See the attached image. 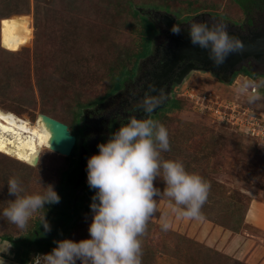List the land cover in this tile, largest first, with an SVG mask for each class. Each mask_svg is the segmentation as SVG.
<instances>
[{
    "label": "rangeland",
    "instance_id": "rangeland-1",
    "mask_svg": "<svg viewBox=\"0 0 264 264\" xmlns=\"http://www.w3.org/2000/svg\"><path fill=\"white\" fill-rule=\"evenodd\" d=\"M182 1L165 0L169 10L167 13L172 16L201 13L203 19L209 24L213 23V19L208 14L218 16V19L223 20L226 18L224 15L231 19L241 17L237 7L229 0H189L193 3L191 7ZM208 2H215L218 7L214 11L203 7V4ZM57 10L58 8L55 11ZM138 10L140 11L141 8ZM147 10L150 11V9ZM155 11L165 12L163 9ZM60 17L49 11L39 22L36 31L32 26L31 13L11 15L0 19V46L10 51L22 48L21 51L8 57L6 66H14L17 69L21 63L26 61L28 70L27 75L16 78L11 89H0V109L32 122L40 113L41 106V99L34 86L35 80L38 77L46 76L55 68L54 61L59 60V52H69L76 46V48L84 50L83 56L86 58L91 59L95 53L97 56H94L100 61L98 64L100 72L97 74L100 77L102 65H104L102 63L107 52L106 44L109 40V37H106L107 31L111 28L117 29L120 36L119 41L125 47H133L135 40L138 39L137 18L125 14L121 18L109 17L110 20H105V15L97 12L94 8L93 15L86 20V28L76 37L71 36L75 39L69 37L68 43L65 44L66 33L64 31L69 29V25H67L69 16L62 15ZM18 19L30 21L31 36L21 41L8 42L3 38V31L8 23ZM108 22L109 24L112 22L113 27ZM72 43L75 44L73 47ZM76 48L75 53H77ZM51 55L52 57L49 58ZM44 66L45 71L43 69L38 73L39 69ZM95 67L97 68L96 64L91 69ZM81 70L82 75L69 88L68 94L75 93L83 101L103 95L106 92L105 82L100 80L96 83L87 70L84 72L83 69ZM254 77L253 80H262L261 76ZM58 79L62 80L59 77ZM238 80H242V75H236L233 82L229 84L218 80L209 73L193 71L182 80L178 87L182 92L192 89L196 92L212 94V96L215 94L214 96L219 98L218 105L228 106L225 111L226 117H223L224 113L216 114L209 109L200 111L193 102L182 95L177 96L180 102L179 109L167 110L160 116L159 121L169 131L171 148L169 152L162 153L164 158L181 160L189 172H195L204 177L210 183L211 188L208 201L202 209L204 219H177L172 215V228L167 232L161 231L159 217L161 213L168 211V205L166 200L159 201L160 212L150 220L147 233L144 236L145 243L154 252H151L152 256H160L155 262L157 264H235L231 261L233 257L231 258L224 253L223 249L218 248V228L228 231L230 234L259 235L254 227L245 223L246 213H249L248 209L251 204L253 213H256L255 217L252 215L251 218H255L259 224H264V140L250 136L246 128L239 126L235 119L230 117V115L236 116L229 109V106L233 107L234 105L241 108L239 111L248 108L258 115L257 118H261L259 116L264 115V101L248 104L244 97L238 96L234 91ZM0 82H3L0 84V88L5 85L8 88L11 84L10 80L1 74ZM29 86L30 91H33L31 97L34 106L27 103L28 99L17 98L25 90L28 93ZM259 92L264 96V87L260 88ZM26 98L29 97L26 95ZM63 105L64 102H58L55 106L59 110L58 112L61 111L56 116L58 118L55 119L68 125L72 121L68 110L63 108ZM69 130L75 132L74 129L69 128ZM37 157H39L40 179L37 186L35 184L32 185L33 187L31 186V193L42 192V185L52 184L55 186L58 178H61L62 172L68 167L67 159L64 156L48 148L40 149ZM155 186L162 191L165 185L158 178ZM243 196H247L250 201L247 202ZM244 210H246L245 213H243ZM241 218V225H237ZM237 226L240 227L237 231H233ZM83 236L88 238L89 234L85 233ZM77 238L72 240L78 241ZM2 242L0 241V243ZM0 256H3L5 260L12 261L9 251L7 254L0 253ZM6 264L8 263L6 262ZM240 264L247 263L240 261Z\"/></svg>",
    "mask_w": 264,
    "mask_h": 264
},
{
    "label": "clouds",
    "instance_id": "clouds-1",
    "mask_svg": "<svg viewBox=\"0 0 264 264\" xmlns=\"http://www.w3.org/2000/svg\"><path fill=\"white\" fill-rule=\"evenodd\" d=\"M170 31L179 35L181 26L173 25ZM187 31L190 43L207 50L208 58L217 67L244 47L222 21H192ZM262 87L264 79L244 77L236 82L234 91L248 104H254L264 101L259 92ZM165 99L162 90L149 85L133 109L143 115L127 116V122L112 132L106 142L99 143L98 153L88 158L87 183L95 193L89 206V237L57 240L50 252L34 255L30 264H143L142 238L150 220L160 212V200H166L168 205V211L159 217L161 231L172 228V215L177 219H204L202 209L208 201L210 183L189 172L181 160L165 159L162 155L171 150L169 131L152 115ZM30 166L38 168L39 157ZM158 178L165 185L162 191L155 186ZM42 186V192L30 194L19 177H10L8 194L15 198L7 201L0 219L23 232L38 215L45 233L50 232L45 206L58 204L61 198L52 184ZM11 247L10 241H3L0 253L7 254ZM0 264H6L3 256Z\"/></svg>",
    "mask_w": 264,
    "mask_h": 264
},
{
    "label": "trees",
    "instance_id": "trees-1",
    "mask_svg": "<svg viewBox=\"0 0 264 264\" xmlns=\"http://www.w3.org/2000/svg\"><path fill=\"white\" fill-rule=\"evenodd\" d=\"M229 1L237 7L241 16L239 19H231L224 15V17H226L224 19L230 22L240 21L247 13L256 14L264 11V0ZM182 2H186L188 7H191L193 4L189 0H183ZM203 7H207V9L214 11L218 7V4L215 2H208L203 4ZM56 8H58L57 11H55ZM94 8L97 12H101L105 15V20H110L109 17L121 18L125 14L137 18V24L139 26L138 39L135 40L133 47H125L119 41L120 36L118 30L109 29L106 34V37H109L108 43L106 44L107 52L104 59L105 61L103 60L102 63L104 65H102L103 68L100 77L97 75L98 72H100L98 69L100 61L94 56L96 54L93 53L91 59L86 58L83 56L84 50H80L74 46L69 52H59V60H56V62L54 61L55 68H52L53 70L46 76L38 77L35 80L34 86L41 99L40 113L58 118L56 116L61 111L58 112L59 110H57L55 106H57L58 102H64L63 108L68 110L72 121L70 124L67 123L68 129H76L78 121L82 119V111L84 108L92 107L104 100L106 96L119 90L122 82L134 74L138 61L151 51L154 37L158 33L157 27L151 20V17L146 13L149 11L147 9L154 11L163 9L165 12H169L168 5L165 3V0H0V19L11 15L31 13L33 18L32 26L35 31L41 19H43L49 11L54 15L58 14L59 17L62 15L69 16V23H67L69 29L64 31V33H66L64 37L65 44L68 43L67 39L69 37L72 35L76 37L79 32L86 28V20L93 15ZM138 8H141V10L139 11ZM109 25L113 27L112 22H110ZM73 44L74 43H72V47ZM75 48L77 53L74 52ZM21 49L22 48L16 51H10L0 46V74L3 75L4 78L9 79L11 83L8 88L5 85L0 89H11L15 84L16 78L28 74L26 61L21 63L17 69H15L14 66L7 67L5 64L9 59L8 57L21 51ZM51 57L52 55L49 58ZM93 64L97 65V68H94L95 70L91 69V67L94 66ZM47 66L49 67V65ZM43 69L45 71V66L41 67L38 73ZM81 69H83V72L87 70L96 83L100 80L105 82L106 92L103 95H98L83 101L75 93L68 94L69 88L73 83L78 81L82 75ZM238 73L244 74L252 80L255 78L250 70L241 68L232 74L231 80L228 82L229 84L233 82ZM58 77L62 80H59ZM0 84H3V82H0ZM180 90L181 89L177 87V96H181ZM56 93L60 95L58 96ZM26 95L29 98H26ZM31 96H33V91H30L29 86V92L27 93L25 90L18 95L17 98L21 100L28 99L27 103L34 106ZM179 107L180 102L176 97L169 105L168 110L179 109ZM164 113L165 111L159 112L154 119L160 120V116ZM72 133L75 134V132ZM254 157H256V155H254ZM64 158L67 159V166H69L70 156H64ZM68 172L69 169H65L61 174V178H58L54 186L61 198L60 202L58 204L45 206L46 209L44 211H46V220L51 227L50 232L45 233L44 227L38 216L29 221L27 230L23 232L18 230L15 225L9 223L7 220L0 219V241L11 242L12 247L9 249V253L11 255V260L15 263L30 264L35 254L50 252L52 248L56 246L54 243L55 241L65 238L73 239L75 237L81 240L85 239L83 234H89L88 226L91 222L92 215L89 206L92 202L91 198L95 193L87 189L88 187H85L83 192L77 197H75L73 193L68 194L66 192L68 187L64 186L63 181ZM13 176L19 177L27 192L31 194L30 188L32 189L33 184L37 186L40 179V171L38 168H33L26 163H22L10 156L0 153V211L7 206L8 200L15 198L8 194L7 189L8 179ZM71 182L73 183V180ZM243 197H245L247 202L250 201L247 196ZM245 211L246 210H244L243 213H245ZM241 221L242 218L239 219L237 225H241ZM239 227L240 226H237L235 230H232L237 231ZM142 240L143 264H157L155 262L158 261L160 256H152L151 252H154L145 243L144 237ZM231 261L235 264H240V261L237 259L232 258Z\"/></svg>",
    "mask_w": 264,
    "mask_h": 264
},
{
    "label": "flooded vegetation",
    "instance_id": "flooded-vegetation-1",
    "mask_svg": "<svg viewBox=\"0 0 264 264\" xmlns=\"http://www.w3.org/2000/svg\"><path fill=\"white\" fill-rule=\"evenodd\" d=\"M154 12L152 10L146 12L151 17L158 32L154 37L151 51L138 61L134 74L122 82L119 90L106 96L104 100L92 107L84 108L82 119L78 121L75 134L70 132L75 137V142L69 154L70 163L67 168L69 172L63 179L64 186L68 187L66 191L68 194L73 193L77 197L85 187L92 190L87 183L88 158L98 153L97 145L99 143L106 142L112 132L127 122V116L143 115L140 112H134L133 109L136 99L144 94L149 85H154L157 89L162 90L166 97L163 104L153 113L152 118L154 119L159 112H166L171 102L177 97L176 91L179 85L175 81L181 68L187 63H194L196 66L201 65L190 58L179 62L172 69L163 68V64L171 59L169 49H174V41L171 38V27L161 24ZM209 16L213 19V23L222 21L227 24L228 30L234 32L246 35H251L256 31L264 32V11L256 14L247 13L240 21L233 22L218 19V16L215 15L209 14ZM174 17L176 23L183 28H188L192 21H203V14L201 13L184 16L174 15ZM241 68H246L254 76H261L264 79V61L247 60ZM198 72L204 71L198 70ZM237 75H242V78L247 77L241 73ZM215 78L222 81L219 77Z\"/></svg>",
    "mask_w": 264,
    "mask_h": 264
},
{
    "label": "water",
    "instance_id": "water-1",
    "mask_svg": "<svg viewBox=\"0 0 264 264\" xmlns=\"http://www.w3.org/2000/svg\"><path fill=\"white\" fill-rule=\"evenodd\" d=\"M154 13L158 16L160 23L167 25L169 28L173 25L181 26L176 23L175 17L167 12L155 11ZM203 21L205 20L203 19ZM228 31L230 35L238 37L243 42L244 47L241 52L229 55L226 61L219 67L215 66L208 58L207 50L200 49L190 43L187 28L181 26V32L179 35H175L170 31L171 38L174 41V49H169L171 59L163 64V68L167 67L168 69H172L174 66L178 65L179 62L191 58L201 65L196 66L194 63L185 64L177 74V79L175 81L177 85H179L188 74L198 70L208 72L219 77L224 83H228L231 80L232 74L235 71H238L245 61H264L263 31H256L251 35L241 34L231 30ZM225 75L226 77H224ZM36 118L40 119L45 128L49 131L50 137L48 141V149L62 156H69L75 142V137L68 130V126L43 113H38ZM36 157L37 154L31 159V161ZM30 162L27 164L30 165ZM5 261L8 264H13L10 260Z\"/></svg>",
    "mask_w": 264,
    "mask_h": 264
},
{
    "label": "bare ground",
    "instance_id": "bare-ground-1",
    "mask_svg": "<svg viewBox=\"0 0 264 264\" xmlns=\"http://www.w3.org/2000/svg\"><path fill=\"white\" fill-rule=\"evenodd\" d=\"M30 21L18 19L7 24L3 31L6 41H21L31 36ZM49 131L35 117L32 122L0 109V153L22 163H29L38 151L48 148ZM249 217L253 211L250 209Z\"/></svg>",
    "mask_w": 264,
    "mask_h": 264
},
{
    "label": "crops",
    "instance_id": "crops-1",
    "mask_svg": "<svg viewBox=\"0 0 264 264\" xmlns=\"http://www.w3.org/2000/svg\"><path fill=\"white\" fill-rule=\"evenodd\" d=\"M251 207L252 204L248 210ZM252 215L255 217L256 213L254 212ZM253 217H248V213H246L245 223L254 227L259 235L230 234V232L218 228V248L223 249L226 255L247 264H264V224H259Z\"/></svg>",
    "mask_w": 264,
    "mask_h": 264
},
{
    "label": "built area",
    "instance_id": "built-area-1",
    "mask_svg": "<svg viewBox=\"0 0 264 264\" xmlns=\"http://www.w3.org/2000/svg\"><path fill=\"white\" fill-rule=\"evenodd\" d=\"M180 95L188 98L200 111L209 109L216 114L224 113L223 117H226L225 111L228 109V106L218 105L219 98L218 96H214L215 94L212 96V94L209 93H198L192 89H189V91L184 90V92L181 90ZM229 109L233 111L236 116L233 117L230 115V117L235 119V122L239 126L246 128V131L250 136L264 140V115L259 116L261 118H257L258 115H255L252 110L246 108L239 111L241 108H239L237 105H234L233 107L229 106Z\"/></svg>",
    "mask_w": 264,
    "mask_h": 264
}]
</instances>
